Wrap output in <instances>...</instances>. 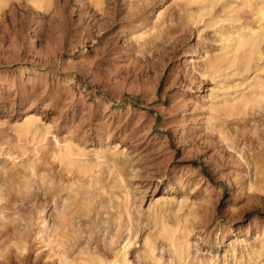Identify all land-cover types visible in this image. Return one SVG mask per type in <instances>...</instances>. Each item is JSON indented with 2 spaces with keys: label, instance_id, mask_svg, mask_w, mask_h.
<instances>
[{
  "label": "rangeland",
  "instance_id": "rangeland-1",
  "mask_svg": "<svg viewBox=\"0 0 264 264\" xmlns=\"http://www.w3.org/2000/svg\"><path fill=\"white\" fill-rule=\"evenodd\" d=\"M263 1L53 0L46 10L9 0L0 264H91L127 244L128 264H264V20L250 6ZM161 11L172 23L143 48L139 34H154ZM239 35L260 43L251 62ZM243 96L253 102L243 114L220 110ZM27 114L40 135L20 132ZM66 142L108 152L99 180L122 177L111 197L130 219L108 216V195L85 206L90 177L56 157ZM163 224L175 242L160 237Z\"/></svg>",
  "mask_w": 264,
  "mask_h": 264
},
{
  "label": "bare ground",
  "instance_id": "bare-ground-1",
  "mask_svg": "<svg viewBox=\"0 0 264 264\" xmlns=\"http://www.w3.org/2000/svg\"><path fill=\"white\" fill-rule=\"evenodd\" d=\"M96 2H98V5H102L101 0H95ZM217 0H189V2H194V3H204L207 5H213L216 3ZM8 2L9 0H0V11H6V9L8 8ZM30 3H32L33 6L37 7V8H41V9H46L49 10L53 7V0H29ZM252 8H254L257 12V14L259 15L261 20H264V1L261 3H257V4H251L250 5ZM164 11H161L159 13V15L157 16L156 22L154 24V34H151L149 31H146L145 28H143V30L141 31V33L139 34V39L142 40L141 46L143 48H148L150 47L152 44H154V42L156 40H158L160 37H158L159 35V28L162 27L164 25H166L167 23H170L171 21H165L164 18ZM163 20V21H162ZM162 21V25L157 26L158 24H161ZM172 23V22H171ZM168 32H170V27L168 28ZM258 35V32H253L252 36H256ZM238 39H236L235 41V47H237V49H245L248 48L250 51V56L247 57V61L251 62L255 59V57L259 54V42L255 41L254 39H248L246 37H243L242 35H239L237 37ZM32 43L35 44L36 43V37L32 38ZM185 63L186 65H192V63H195V60L193 57H187L185 59ZM206 72L213 70L214 68L210 66H204V68ZM1 86L3 85H7L9 87V89H15V85L14 84H10L7 82H1L0 83ZM23 92H26V90H23ZM234 103L237 102V104L234 103H230L228 100L225 101V105L220 108V110H222L225 115L228 116H238L243 114L248 108H250V105L252 102V100L248 99L246 96L240 97V98H236V100H233ZM220 110H217V112H219ZM186 121V120H185ZM41 119L35 115H30L27 114V118L25 119V121L19 126V130L21 133H23L24 135L27 134H31L34 137L40 135V131L41 129ZM49 132L46 131V134H48ZM47 138V137H45ZM59 143V142H57ZM60 144V143H59ZM56 157L63 161L65 164H67L68 167L70 168H75L79 173L84 174L85 178L88 176L90 177V182L89 185H87L85 183V186L82 187L83 190H85V206L86 203L88 202L87 195H90L92 198L94 199H100L102 196H110V205H111V209L110 210H115L116 213L110 215V213L108 214V216L113 217L116 214H118V220H121L122 217V213L119 212V209H123L126 210V212L128 213V217L130 219L131 215L129 213V208L127 207V205H119L117 204V209L115 207L114 201L112 199V194L115 191L116 187L114 186L116 184V180L121 181L122 177L120 175H112V177H110V179L112 181H108V183L105 186H101V181L99 180V176L101 175V171H98L101 167L108 165L110 163V157L107 151H104L102 149H91V150H87V148H82V146H79L77 144H75L74 142H66L64 144V146L60 147L59 153L56 155ZM115 181V182H114ZM101 186L98 189H94L95 187ZM107 187L110 188V193L107 191ZM91 189L96 190L98 193L96 194L94 191H90ZM91 192V193H90ZM169 202L167 200H165V204ZM102 204V203H101ZM100 204V205H101ZM158 205V204H157ZM157 211V210H156ZM157 213V212H156ZM129 223L132 224V221L130 220ZM176 232L177 229H171L168 225L163 224L161 227V230L159 231L160 237L164 238L165 240L169 241L170 243H173L176 241ZM184 237V236H183ZM130 244V243H129ZM128 245V244H127ZM127 245H125L122 249V251L120 253H117L113 258H106V259H98L95 262L91 263V264H128L127 262ZM154 247L155 245L152 244L151 246H148V250L149 252H154ZM152 255V254H151Z\"/></svg>",
  "mask_w": 264,
  "mask_h": 264
}]
</instances>
